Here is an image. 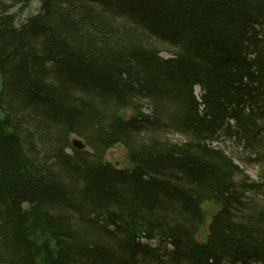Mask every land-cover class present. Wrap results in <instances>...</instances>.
Here are the masks:
<instances>
[{"label":"trees","instance_id":"obj_1","mask_svg":"<svg viewBox=\"0 0 264 264\" xmlns=\"http://www.w3.org/2000/svg\"><path fill=\"white\" fill-rule=\"evenodd\" d=\"M0 264H264V0H0Z\"/></svg>","mask_w":264,"mask_h":264},{"label":"rangeland","instance_id":"obj_2","mask_svg":"<svg viewBox=\"0 0 264 264\" xmlns=\"http://www.w3.org/2000/svg\"><path fill=\"white\" fill-rule=\"evenodd\" d=\"M40 6L38 3H34L31 5V7L29 9H27L26 11L22 12L20 14V20L22 22H24L25 20L28 19V17H30L31 15L37 13V11L39 10ZM163 57H168V55L166 53H163ZM197 94H200V89L196 90ZM148 110V109H147ZM169 138H171L172 141L176 142L177 140H180V138L178 136H172L170 135ZM74 140H77L76 138ZM224 149L226 150V152H228L230 155H232L234 158H237L238 155L235 154L233 152V149L231 147V145L226 144L224 146ZM70 153V151H68ZM106 159L108 162H111L113 164H115L118 168L120 169H125L128 168V162H127V157H126V151L123 147H115L112 150H110L106 156ZM235 162L240 166V168L246 173V175L253 181H257L258 180V168L256 166H252V165H245L244 163H241L240 161L235 159ZM252 201L254 202H258L260 201V196L257 195H250L249 196ZM207 213H208V218H207V226L209 225L210 221H211V215L213 212L216 211L215 208L208 206L206 208ZM199 241L201 242H205L206 241V234L204 231V228H201L198 238ZM144 244L150 245L155 247L156 243L155 242H147V241H143Z\"/></svg>","mask_w":264,"mask_h":264},{"label":"water","instance_id":"obj_3","mask_svg":"<svg viewBox=\"0 0 264 264\" xmlns=\"http://www.w3.org/2000/svg\"><path fill=\"white\" fill-rule=\"evenodd\" d=\"M73 146L77 149H83L85 147V144L81 140H74Z\"/></svg>","mask_w":264,"mask_h":264}]
</instances>
